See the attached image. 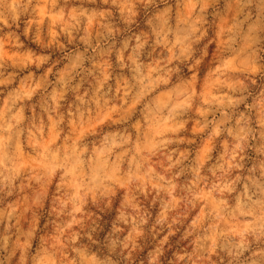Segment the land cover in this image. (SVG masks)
Returning a JSON list of instances; mask_svg holds the SVG:
<instances>
[{"label": "clouds", "instance_id": "1", "mask_svg": "<svg viewBox=\"0 0 264 264\" xmlns=\"http://www.w3.org/2000/svg\"><path fill=\"white\" fill-rule=\"evenodd\" d=\"M0 264H264V0H0Z\"/></svg>", "mask_w": 264, "mask_h": 264}, {"label": "rangeland", "instance_id": "2", "mask_svg": "<svg viewBox=\"0 0 264 264\" xmlns=\"http://www.w3.org/2000/svg\"><path fill=\"white\" fill-rule=\"evenodd\" d=\"M27 79L30 80V81L35 79L37 81L36 87H39V81L42 79V73H29L28 76H27ZM21 87H24V88L27 89L28 86L22 84ZM189 139H192V137H189ZM201 147H203V145ZM184 150H185L184 148H181V151H184ZM22 162L24 164L35 163V159L34 158H29V157L26 156Z\"/></svg>", "mask_w": 264, "mask_h": 264}]
</instances>
